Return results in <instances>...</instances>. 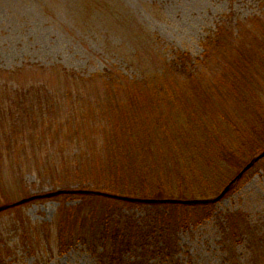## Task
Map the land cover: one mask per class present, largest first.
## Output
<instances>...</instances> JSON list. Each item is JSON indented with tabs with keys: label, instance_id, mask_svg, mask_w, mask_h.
Segmentation results:
<instances>
[{
	"label": "rangeland",
	"instance_id": "1",
	"mask_svg": "<svg viewBox=\"0 0 264 264\" xmlns=\"http://www.w3.org/2000/svg\"><path fill=\"white\" fill-rule=\"evenodd\" d=\"M263 8L264 0H0V207L77 190L96 177L88 154L102 151L123 116L136 118L141 137L150 129L152 162L164 165L172 155L161 149L172 145L162 130L197 155L194 168L168 161L172 180L149 176L160 179L150 190L220 195L264 152V15L256 17ZM176 52L193 58V77L169 65ZM105 74L117 79L108 83ZM129 77L171 93L128 94ZM233 87L254 93L241 101ZM211 131L216 145L204 143ZM84 162L90 167L81 173ZM59 196L0 212V264H101L93 253L101 250L83 241L62 254L58 232L64 219L93 220L103 203ZM114 212L140 218L151 208ZM245 218L250 229L242 238ZM178 241L173 254L184 264H252L264 254V158L210 219L180 230Z\"/></svg>",
	"mask_w": 264,
	"mask_h": 264
},
{
	"label": "trees",
	"instance_id": "2",
	"mask_svg": "<svg viewBox=\"0 0 264 264\" xmlns=\"http://www.w3.org/2000/svg\"><path fill=\"white\" fill-rule=\"evenodd\" d=\"M261 15H264V8L256 17ZM234 28L237 34H240L244 29L243 25L241 27L240 22L237 21ZM218 29L220 34H225L228 27L227 25H220ZM211 42H208V45H211ZM175 54L169 60V65H173L178 71L185 74V76L193 77L194 75L191 73V67L194 65L193 58L184 52H176ZM116 79V74L105 77L108 83L114 82ZM131 81L130 86L132 87L128 89V94L169 95L171 93V89L168 86H163L162 88L160 86L157 87L155 85L156 83H153L154 81H149V90L143 86L142 81L136 79H131ZM234 87L232 88V93L240 95L238 99L241 101L250 98L248 97L250 93H254L251 89L248 90L246 88H235L234 92ZM254 96L252 95L251 98H254ZM130 100L138 101L133 97ZM247 106L251 107V104L247 103ZM118 111L122 112L119 107ZM123 118L124 120L121 124L118 122L114 123L112 134L104 140V143L100 147L102 151L96 154H88V159H93L95 162L93 171L96 177H91L88 181H82L80 183L81 186L77 190H93L111 195L154 200H185L184 198L205 200L219 195L213 194L207 196L205 191H197L196 193H192L190 197H179L177 194L168 195V191H162L163 189L150 190V186L158 189L160 184L156 182L160 179H150L148 178L149 176L153 177V175L163 173L166 178L172 180L170 173L171 163L168 161H173L178 166L183 164L190 165L191 168H194L193 163H195L197 155H194L193 149L187 151L184 144L177 143L178 141L173 133H167V130H162L164 136L167 135L169 137L172 145L167 147L163 146L161 149L166 153H172V155L164 156L166 160L161 161L164 165H161L160 162L158 164L154 163L150 158V154L154 153L157 147L154 142L146 143L152 140L150 138V129L146 127L145 131L148 134L146 135L143 132L144 136L141 137L142 131L137 127L138 123L136 118L131 116H127L126 118L123 116ZM237 134L242 135V132L237 131ZM249 135L251 136L252 134ZM243 139L244 143L252 141L247 136ZM183 141L187 142L186 140ZM206 142L214 143V145L218 142L212 131L206 136L204 143ZM233 149L231 147L227 154H230ZM257 153H259V150H257ZM100 155L103 156L102 161L100 160ZM252 157L254 158V156ZM251 158L249 162L252 160ZM257 163L233 185L230 192L238 189L241 183L247 179L251 170L256 167ZM89 167L84 162L80 172L86 173ZM82 176L86 177L88 175L82 174ZM204 176V179L209 180L213 175L205 174ZM232 180L227 183V186ZM60 197H64L65 199L81 198L84 201L95 199L103 203L102 214L98 215L94 213L95 218L93 220H90L88 215L84 217L82 214L79 215L78 220L74 218L64 219L60 222L58 232V244L62 254H65L70 246H75L79 241H83L84 245L88 246L89 249L101 250L100 253L93 252L101 264H184L173 254L179 247V231L188 229L191 225L199 226L210 219L215 213L216 205V203L200 205L145 204L86 194H62ZM60 200L62 202L61 210H67L71 213L73 207H66L64 201L62 199ZM99 205L101 204H95V208L98 209ZM132 207L151 208V212L147 216L140 218H135V215L126 216L114 212V210L117 211ZM78 208V212L83 209L81 205ZM244 226L245 232L242 233V238L247 237V230L250 229L247 219L245 220ZM74 241L75 243L72 244ZM156 253L161 254L160 258L157 257ZM251 263L264 264V254H260V256L254 258L252 257Z\"/></svg>",
	"mask_w": 264,
	"mask_h": 264
},
{
	"label": "water",
	"instance_id": "3",
	"mask_svg": "<svg viewBox=\"0 0 264 264\" xmlns=\"http://www.w3.org/2000/svg\"><path fill=\"white\" fill-rule=\"evenodd\" d=\"M264 158V152L259 154L257 157H255L253 160H251L244 168L243 170L232 180V182L221 192L220 195H218L215 198L212 199H196V200H178V199H164V200H154V199H140V198H131V197H125V196H118V195H111V194H106V193H101V192H96V191H90V190H59L57 192H52L49 194L41 195V196H33L28 199H24L22 201L9 204L6 206L0 207V212L15 207L19 206L22 204H25L27 202H30L35 199L39 198H50V197H55L59 196L62 194H86V195H96V196H104V197H109V198H115L127 202H134V203H145V204H181V205H200V204H208V203H217L221 201L231 190L233 185L239 181L243 175L250 170L255 163H257L259 160Z\"/></svg>",
	"mask_w": 264,
	"mask_h": 264
}]
</instances>
